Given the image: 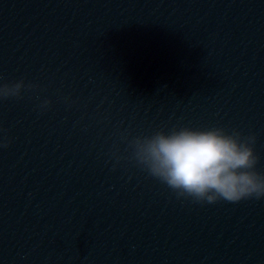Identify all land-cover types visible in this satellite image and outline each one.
I'll return each mask as SVG.
<instances>
[{
    "label": "clouds",
    "instance_id": "1",
    "mask_svg": "<svg viewBox=\"0 0 264 264\" xmlns=\"http://www.w3.org/2000/svg\"><path fill=\"white\" fill-rule=\"evenodd\" d=\"M24 86L22 80L0 85V98L19 97ZM131 143L137 163L178 197L207 203L264 197V176L254 170L258 161L254 136L242 138L240 132L229 134L223 128L181 127L137 137Z\"/></svg>",
    "mask_w": 264,
    "mask_h": 264
}]
</instances>
